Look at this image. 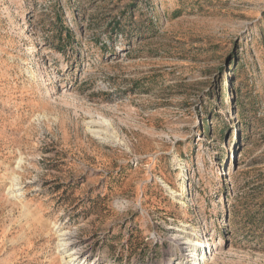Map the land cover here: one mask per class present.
<instances>
[{
  "label": "rangeland",
  "instance_id": "374dc122",
  "mask_svg": "<svg viewBox=\"0 0 264 264\" xmlns=\"http://www.w3.org/2000/svg\"><path fill=\"white\" fill-rule=\"evenodd\" d=\"M263 207L264 0H0V264H264Z\"/></svg>",
  "mask_w": 264,
  "mask_h": 264
},
{
  "label": "bare ground",
  "instance_id": "6f19581e",
  "mask_svg": "<svg viewBox=\"0 0 264 264\" xmlns=\"http://www.w3.org/2000/svg\"><path fill=\"white\" fill-rule=\"evenodd\" d=\"M187 239L191 243V244H189V246L191 247V251L190 252H191V254L193 256V261H194L193 264H200V257H199V255H200V253L202 254V249L200 248L199 243H197V240L195 238H193V237H187Z\"/></svg>",
  "mask_w": 264,
  "mask_h": 264
},
{
  "label": "trees",
  "instance_id": "16d2710c",
  "mask_svg": "<svg viewBox=\"0 0 264 264\" xmlns=\"http://www.w3.org/2000/svg\"><path fill=\"white\" fill-rule=\"evenodd\" d=\"M121 23V22H120ZM120 23L118 24L119 26H120ZM264 208V207H263ZM263 213H264V211H263Z\"/></svg>",
  "mask_w": 264,
  "mask_h": 264
}]
</instances>
